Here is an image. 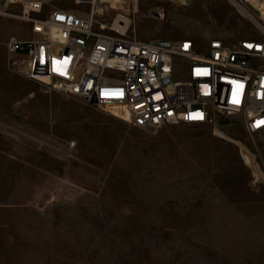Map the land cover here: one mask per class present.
Here are the masks:
<instances>
[{
  "label": "rangeland",
  "instance_id": "374dc122",
  "mask_svg": "<svg viewBox=\"0 0 264 264\" xmlns=\"http://www.w3.org/2000/svg\"><path fill=\"white\" fill-rule=\"evenodd\" d=\"M26 1L0 0V264H264V134L224 113L140 129L22 76ZM42 1L140 39L258 34L230 0Z\"/></svg>",
  "mask_w": 264,
  "mask_h": 264
},
{
  "label": "built area",
  "instance_id": "2783aa9c",
  "mask_svg": "<svg viewBox=\"0 0 264 264\" xmlns=\"http://www.w3.org/2000/svg\"><path fill=\"white\" fill-rule=\"evenodd\" d=\"M238 1L262 10L263 25L229 45L220 38L140 39L108 23L98 27L92 12L55 8L38 16L44 1L28 0L23 17L34 38H11L6 49L20 56L22 76L88 103L95 99L100 109L116 108L136 128L214 123L224 113L240 116L249 134H264V10L258 0Z\"/></svg>",
  "mask_w": 264,
  "mask_h": 264
},
{
  "label": "bare ground",
  "instance_id": "6f19581e",
  "mask_svg": "<svg viewBox=\"0 0 264 264\" xmlns=\"http://www.w3.org/2000/svg\"><path fill=\"white\" fill-rule=\"evenodd\" d=\"M101 1L108 2V3H113V4H115V7L116 6L119 7V3H121V0H101ZM230 1L232 2V4H234L236 6L238 11H240L242 13V15H244L248 19H250L256 26L263 25L262 22L255 15H253L246 8V6L243 3H241L238 0H230ZM256 6L257 7L262 6V9L264 10V3L262 4L261 1L258 0V2H256ZM115 7L113 6L111 9H115ZM135 8L138 9L137 0H135ZM92 13H94V14L97 13L96 8H94ZM263 14H264V12H263ZM263 18H264V16H263ZM130 24H131V20L128 17L122 16V15H117V17L115 18V21L113 23L112 30H115V31L119 32L120 34L125 35L127 30L129 29ZM41 81L43 82L44 80H41ZM114 109L118 112V114H120V112L116 108H114Z\"/></svg>",
  "mask_w": 264,
  "mask_h": 264
},
{
  "label": "water",
  "instance_id": "95a60500",
  "mask_svg": "<svg viewBox=\"0 0 264 264\" xmlns=\"http://www.w3.org/2000/svg\"><path fill=\"white\" fill-rule=\"evenodd\" d=\"M91 103H93V104H94V103H96V100H95V99H93V100L91 101Z\"/></svg>",
  "mask_w": 264,
  "mask_h": 264
},
{
  "label": "crops",
  "instance_id": "0c3cea01",
  "mask_svg": "<svg viewBox=\"0 0 264 264\" xmlns=\"http://www.w3.org/2000/svg\"><path fill=\"white\" fill-rule=\"evenodd\" d=\"M74 12V11H73ZM74 13H76V12H74ZM78 14V13H77ZM81 15V14H80Z\"/></svg>",
  "mask_w": 264,
  "mask_h": 264
}]
</instances>
